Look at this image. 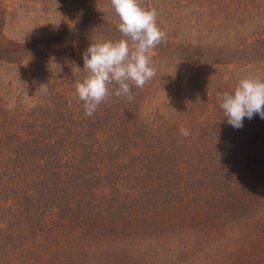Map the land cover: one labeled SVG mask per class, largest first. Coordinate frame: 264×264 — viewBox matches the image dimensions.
<instances>
[{
    "label": "trees",
    "instance_id": "trees-1",
    "mask_svg": "<svg viewBox=\"0 0 264 264\" xmlns=\"http://www.w3.org/2000/svg\"><path fill=\"white\" fill-rule=\"evenodd\" d=\"M141 7L167 34L156 75L88 117L111 0H0V264H264V119L235 129L217 99L264 80V0Z\"/></svg>",
    "mask_w": 264,
    "mask_h": 264
},
{
    "label": "clouds",
    "instance_id": "clouds-1",
    "mask_svg": "<svg viewBox=\"0 0 264 264\" xmlns=\"http://www.w3.org/2000/svg\"><path fill=\"white\" fill-rule=\"evenodd\" d=\"M111 4L121 21L122 38L92 43L83 54L84 70L89 75L75 84L88 117L94 116L99 106L112 97L134 100L132 88L142 89L156 75L152 50L166 43L167 34L157 24L155 9L141 7V0H111ZM217 99L227 123L235 129L243 127L245 117L252 119L259 114L264 119V80L244 78L234 93H218ZM179 133L185 138L191 134L184 127Z\"/></svg>",
    "mask_w": 264,
    "mask_h": 264
},
{
    "label": "rangeland",
    "instance_id": "rangeland-1",
    "mask_svg": "<svg viewBox=\"0 0 264 264\" xmlns=\"http://www.w3.org/2000/svg\"><path fill=\"white\" fill-rule=\"evenodd\" d=\"M38 23H34L33 24V28L35 29V34H47V33H53L56 32L58 30L57 25H59V20H57L56 22H46L45 18L42 19H38Z\"/></svg>",
    "mask_w": 264,
    "mask_h": 264
}]
</instances>
